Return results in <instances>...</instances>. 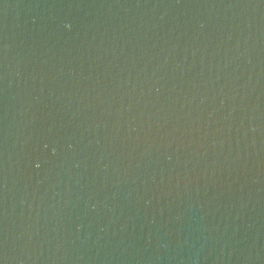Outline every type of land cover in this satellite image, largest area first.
Instances as JSON below:
<instances>
[{"label": "water", "instance_id": "1", "mask_svg": "<svg viewBox=\"0 0 264 264\" xmlns=\"http://www.w3.org/2000/svg\"><path fill=\"white\" fill-rule=\"evenodd\" d=\"M0 264H264V0H0Z\"/></svg>", "mask_w": 264, "mask_h": 264}]
</instances>
